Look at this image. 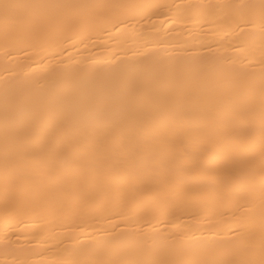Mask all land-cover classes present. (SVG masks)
<instances>
[{
	"label": "bare ground",
	"instance_id": "6f19581e",
	"mask_svg": "<svg viewBox=\"0 0 264 264\" xmlns=\"http://www.w3.org/2000/svg\"><path fill=\"white\" fill-rule=\"evenodd\" d=\"M0 264H264V0H0Z\"/></svg>",
	"mask_w": 264,
	"mask_h": 264
}]
</instances>
